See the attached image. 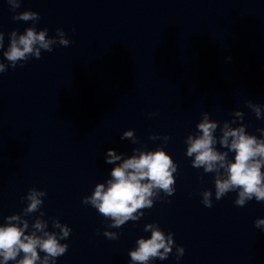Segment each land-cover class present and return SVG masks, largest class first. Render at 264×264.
Segmentation results:
<instances>
[{"label": "water", "instance_id": "water-1", "mask_svg": "<svg viewBox=\"0 0 264 264\" xmlns=\"http://www.w3.org/2000/svg\"><path fill=\"white\" fill-rule=\"evenodd\" d=\"M29 9L39 13L37 30L54 36L62 28L71 42L0 73V223L36 187L46 191L47 230L52 218L72 229L57 264H129V249L153 221L185 249L177 261L174 244L154 264H264V232L254 226L264 202L237 206L235 192L217 200L215 174L185 155L204 112L222 126L239 109L248 132L264 127L245 104H264V0H21L15 11ZM12 15L0 0V59L8 33L32 24ZM129 128L136 143L120 139ZM158 147L177 165L175 192L158 193L138 221L108 228L82 203L109 178L105 150ZM205 189L211 207L201 203ZM39 211L25 217L30 225ZM105 228L118 238H106Z\"/></svg>", "mask_w": 264, "mask_h": 264}, {"label": "clouds", "instance_id": "clouds-1", "mask_svg": "<svg viewBox=\"0 0 264 264\" xmlns=\"http://www.w3.org/2000/svg\"><path fill=\"white\" fill-rule=\"evenodd\" d=\"M13 12V20L32 21L24 31L18 34L16 29L8 33L9 44L0 59V73L9 68L15 69L17 64H23L31 58H40L42 50L51 52L53 46L70 44L62 28L55 29V35L49 36L47 28L37 30L39 13L33 10L16 12L21 0H6ZM73 31L75 29L73 28ZM5 33L0 31V49H4ZM226 59H231L227 57ZM257 119L264 120V104L245 101ZM232 119L220 122L210 119L209 113H202V118L196 124V134H190L185 139V155L191 157V164L203 168L205 173H214L215 198L219 200L229 192H235L233 203L244 206L253 198L264 202V127L257 128L256 134L248 132L243 123L244 113L233 110ZM236 125V126H233ZM219 127V135L217 129ZM134 129H126L120 139H130L137 142ZM159 134L150 135L157 139ZM167 136L164 137L167 140ZM219 144L220 150L217 148ZM104 162L114 165L104 182L97 183L91 193L82 198V203L91 205L99 214L109 220L108 228H119L127 221H138L145 215L141 209L151 208L154 198L163 192L170 196L175 192V177L173 173L177 165L171 155L163 148L141 150L132 148L131 154L118 152L108 148L104 153ZM212 191L205 189L201 194V203L205 207L212 206ZM46 191L32 187L28 189L21 200L25 206L19 213L4 217L0 223V264H57V258L67 249L66 242L72 229L58 218H52V231L48 229V221L41 219L45 215L42 209ZM39 211V215L29 224L25 217ZM254 226L264 232V217L254 220ZM58 230V231H56ZM143 231L150 235L140 236L135 241V247L129 249V264H154L155 260L168 258L175 244L174 234L165 232L157 222L144 224ZM103 235L109 239H117L118 234L103 230ZM184 247L175 244L177 261L184 254ZM43 253V255H41Z\"/></svg>", "mask_w": 264, "mask_h": 264}]
</instances>
